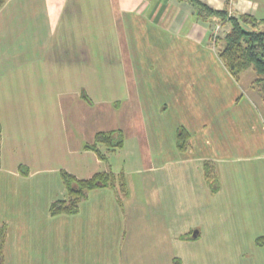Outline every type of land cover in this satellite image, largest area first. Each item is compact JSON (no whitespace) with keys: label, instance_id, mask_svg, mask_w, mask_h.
Wrapping results in <instances>:
<instances>
[{"label":"crops","instance_id":"obj_1","mask_svg":"<svg viewBox=\"0 0 264 264\" xmlns=\"http://www.w3.org/2000/svg\"><path fill=\"white\" fill-rule=\"evenodd\" d=\"M203 1L215 9L227 7L235 14L250 13L264 18V0ZM125 27L129 36L136 27L162 29L167 34H157V39L155 31H150V46H157L156 40L163 43L166 36L172 44L175 37L182 44L194 46L190 49L180 44V51L184 48L183 50L191 52L188 57L191 54L192 59L203 61L205 55L202 56L199 49L203 46L200 45L211 42L213 22L197 20L193 6L180 0H7L0 9V222L8 225L4 264H109L108 259L102 255L106 251L130 253L149 247L139 229L140 223L149 220L153 213L148 216L142 214L138 207L140 200L130 198L124 202L114 188L90 191L80 203V210L76 214L51 215V202L58 197L67 196L63 181L57 175L61 169L66 168H52L43 162V158L48 162L46 158L59 157L67 150L83 151V168L68 171L79 178H89L98 171L106 170L101 169L102 159L98 156L96 160L85 156L90 151L83 147L87 141L81 142L75 149H70L71 145L62 144L61 126L67 124L62 119L61 110L63 104L71 100L74 101V108L79 105L84 109L86 103L91 107L95 105V102L93 105L84 100L81 93L86 91L92 97L91 93L96 92L98 87L102 90L107 88L106 78L116 76L110 66L116 60L124 62V45L127 44ZM213 55H210L212 59ZM216 55L218 57L217 53ZM219 62L221 65L220 59ZM121 66L120 73L125 77L126 65ZM161 73L163 75L166 72ZM175 74V78H187L197 76L198 71L182 69ZM222 74L224 80H220L215 87L202 88H212L218 94L216 107L220 120L217 132L222 136L228 129L227 134L233 135L231 138L234 146L237 145L236 150L248 155H236L237 157L257 156L254 155L257 151H261L264 156V100L261 91L251 86L254 74L245 76L249 78V88L240 85L225 66L220 73L218 70L217 76ZM126 76L133 74L127 73ZM121 82L124 86L119 88V92L129 94L130 85L126 81ZM182 83L183 79L177 83L174 80L166 88L177 98L179 94L182 97L187 92L182 87L187 85ZM87 86H90L88 90ZM135 91L137 90L134 89L133 93H140L139 90ZM134 99L138 101V95ZM241 100L245 102L241 104ZM141 108V105H135L134 110L141 112ZM231 109L233 111L227 113L226 110ZM4 110L10 115V121H6L8 116ZM17 110L23 116L16 117L14 113L18 115ZM227 114L228 121L222 122ZM75 117L72 124L81 126V119ZM206 123L203 120L188 129L191 133L188 154L186 159L177 157L178 160L182 158L181 162H196L197 165L193 163L182 169L187 177L188 173L200 175L205 187L203 197L198 202L197 218L198 222L202 221L203 229L198 224L200 228L197 230L196 240L208 239L212 233H216L211 230L212 223L209 219L213 218V222H218L222 216L234 222L240 221L243 238H248V244L250 241L259 244L257 239L264 236V232L263 235L260 232L250 233L249 228L255 229L254 222L264 220V200L247 196L233 197L231 192L225 198L217 196L222 191L219 184V173L222 172L219 161L222 158L204 144L208 139ZM17 125L21 127L16 128ZM116 128L121 127L113 129ZM172 132L168 136L169 144L173 142ZM80 134L81 131L77 136ZM138 144L137 138L131 140L126 135L123 148L111 151L103 145L100 148L107 157L111 153L122 151L133 157L131 161L135 159L137 162L138 159L134 156L138 157ZM102 147L108 152L105 153ZM19 149L26 151L24 156L36 157V163L21 159L17 152ZM207 159L216 164L217 191L211 189L204 176L203 162ZM22 165L28 169H21ZM121 169L119 167L113 171L119 173L123 171ZM126 171L125 169L123 172ZM206 192L213 196L205 198ZM159 217L160 228L156 229V225L155 229L159 231L157 235L160 239L163 235L167 242L165 239L168 235L170 243L174 238L178 245L188 242L183 237L188 226L182 225L188 220H182L177 225L179 229H176V233L170 226L168 233L165 231L167 218L171 222L173 217L170 213ZM125 228L129 230L126 231ZM95 251L101 253L97 261L92 258ZM91 259L93 263L89 262Z\"/></svg>","mask_w":264,"mask_h":264},{"label":"rangeland","instance_id":"obj_2","mask_svg":"<svg viewBox=\"0 0 264 264\" xmlns=\"http://www.w3.org/2000/svg\"><path fill=\"white\" fill-rule=\"evenodd\" d=\"M115 28L117 26L113 30ZM213 29L214 32L217 31V35H214L213 38L211 36L210 43L200 45L203 47L199 50L202 56L205 55L202 61L197 58L192 59L191 54L188 57L190 51L183 50L184 48L180 51L182 43L175 37L172 44L166 36L163 43L156 40L157 46H150V31H155L157 39V34L162 36L167 34L162 29L148 27L138 29L136 27L129 36L125 27V42L127 44L124 45V62L116 60L113 66H110V70H114L116 76L106 78V89L102 90L98 87L96 92L91 93L92 97L90 96V98L95 100H92V104L94 105L95 102V105L91 107L86 103L82 109V106L79 105L74 108L73 100L63 104L61 116L63 120H66L67 125L61 126L62 144L71 145L70 149L79 147L83 141L93 142L98 131H107L115 127L123 128L129 139L132 140L135 137L139 140V154L138 157L134 156L138 159L137 162L135 159L131 161L133 157L119 151L109 154L107 159H102L100 163L101 169L114 170L119 167H122L123 171L126 169L130 191L127 195L117 191L119 198H122L124 202L130 198H137L140 200L138 207L142 214L148 216L149 213H153L148 218L149 220L140 223L139 229L140 234H144L147 239L149 247L130 253L119 252V250L110 251V253L102 252L109 264L117 262L123 264H165V262L166 264H264L263 243L260 245L250 241L248 244V238H243L241 232L243 226L239 220L240 223L222 216L218 222H213V218L209 219V222L212 223L211 230L213 232L215 230L216 233H212L213 235L211 234L208 239H188V242L180 245L174 241L175 238L170 243L168 235L165 239L167 242L164 241L163 235L161 239L157 235L158 228H160L158 224H161L159 217L161 214L169 215L170 213L173 217L171 222L167 218L165 231L168 233L171 227V230L176 233L178 231L176 229H179L177 225L185 219L188 220L182 224L188 226L185 232H189L192 228L193 232L199 230L200 227L203 229L202 221L198 222L197 218L198 202L203 197L205 187L200 180V175L188 173L187 177L184 173L185 170L182 169L183 166L193 165V163L197 165L196 162H181L182 158L179 160L177 158L186 159L185 156L188 154V151H180L177 147L176 138L181 127L188 130L206 120L208 139L204 141V144L210 146L209 149H213L215 155L222 158L219 161V167L222 169V172L219 173V184L222 186V191L217 196L225 198V195L231 192L233 197L247 196L252 199L264 200V156L262 152L257 151L254 154L257 156L250 158L236 156L248 155L236 150L237 145L234 146V140L231 138L233 135L227 134L228 129L223 132L222 136L217 132L220 120L216 107L218 94L212 88L202 90L206 86L215 87V84L220 83V80H224L223 74L217 76L218 70L220 73V70L224 69V65L222 63L220 65L216 53L220 47L226 44L224 36L229 26H224L218 19H215ZM218 37L219 42L216 45L214 42ZM182 46L194 48L192 44H182ZM211 54H214L213 59L210 57ZM186 57L189 59L186 60ZM122 64L126 65L125 77L120 73ZM110 65L112 64L110 63ZM182 69L198 71V75L175 78L177 77L175 72ZM162 71L166 73L161 75ZM213 72H215L214 75ZM127 73L133 74V76H126ZM118 75L121 76L118 78ZM181 79H183L182 85H187V87L182 86L187 89V92L183 93L182 97L179 94L177 98L175 94L169 93L166 86L172 84L174 80L177 83ZM248 80V77H244L239 84L249 88ZM121 81H126L125 83L130 85L129 94L119 92V88L124 86ZM176 86L181 87L180 85ZM89 87L87 86L86 89L88 90ZM134 89L139 90L140 93H133ZM134 95L135 97L138 95V101L134 99ZM244 95L246 96L245 93ZM244 102L245 100H241V104ZM134 104L141 105V112L134 110ZM226 111L231 113L233 110ZM4 112L8 116L5 118L6 121H10V115L5 110ZM17 113L18 115L16 112L14 113L16 117L23 116L20 110H17ZM74 116L81 119L80 122L83 123L81 126L72 124ZM228 116V114L224 115L225 119L223 118L222 122L228 121L226 118ZM15 127L20 128L21 125ZM221 127L223 126L221 125ZM80 131L81 134L77 136ZM171 132L174 136L173 142L169 144L168 136ZM102 149L105 153L108 152L105 147ZM17 152L20 154V158L25 161L35 162L37 160L36 157L24 156L26 151L22 149ZM82 153L83 151L67 150L62 152L59 157L46 158L48 162H45L43 158V162L52 168L75 170L78 167L83 168ZM85 156L88 159H97V155L91 150L87 151ZM59 178L61 179V175ZM211 196L213 195L205 193V198ZM123 207L125 208V206ZM199 219H201L200 216ZM198 224L201 226L199 227ZM254 225L255 229L250 227L249 232L255 234L260 232L263 235L264 220L259 223L254 222ZM155 226L158 230L155 229ZM125 230L129 229L125 228ZM114 250H116L115 247ZM100 255L101 253L98 254L95 251L92 258L97 261L101 257ZM90 261L93 263L92 259ZM103 262L105 261L103 260Z\"/></svg>","mask_w":264,"mask_h":264},{"label":"trees","instance_id":"obj_3","mask_svg":"<svg viewBox=\"0 0 264 264\" xmlns=\"http://www.w3.org/2000/svg\"><path fill=\"white\" fill-rule=\"evenodd\" d=\"M7 0H0V9ZM191 4L194 8V16L197 20L211 21L218 19L224 26H229L224 38L226 44L217 50V54L229 73L241 82L248 74H254L251 86L261 91L264 100V18H258L250 13L235 14L226 7L215 9L203 0H180ZM214 29L211 36L214 37ZM218 39L215 44L218 45ZM81 97L92 104V99L86 91H82ZM2 127L0 125V163L2 160L1 150ZM191 133L184 127L179 128L176 142L180 151L187 152L190 148ZM108 150L121 149L126 144L125 131L121 128L107 131H98L93 142L84 144L85 150L94 151L100 159H107L100 148L101 145ZM21 169H28L21 166ZM204 176L213 191L218 190V176L216 164L207 159L203 162ZM61 179L66 188L67 196L54 199L50 206L51 215L76 214L80 210V203L94 189L110 187L120 192L129 194V184L125 172L116 173L111 169L98 171L89 178H79L66 169L60 171ZM6 222H0V264H4V245L7 238ZM193 230L183 236L187 239H197L193 236ZM264 236L257 239L263 243Z\"/></svg>","mask_w":264,"mask_h":264},{"label":"water","instance_id":"obj_4","mask_svg":"<svg viewBox=\"0 0 264 264\" xmlns=\"http://www.w3.org/2000/svg\"><path fill=\"white\" fill-rule=\"evenodd\" d=\"M197 234V230L194 231L193 236L195 237Z\"/></svg>","mask_w":264,"mask_h":264},{"label":"built area","instance_id":"obj_5","mask_svg":"<svg viewBox=\"0 0 264 264\" xmlns=\"http://www.w3.org/2000/svg\"><path fill=\"white\" fill-rule=\"evenodd\" d=\"M217 32V31H216ZM216 32H214V35L216 36L217 35V33Z\"/></svg>","mask_w":264,"mask_h":264}]
</instances>
